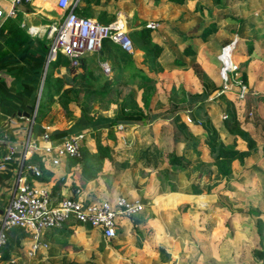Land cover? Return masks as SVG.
Instances as JSON below:
<instances>
[{"label":"rangeland","instance_id":"1","mask_svg":"<svg viewBox=\"0 0 264 264\" xmlns=\"http://www.w3.org/2000/svg\"><path fill=\"white\" fill-rule=\"evenodd\" d=\"M92 11L105 25L124 15L133 53L105 43L104 55L89 54L78 67L52 70L44 65L28 115H35L33 123L51 141L83 134L81 149L94 152L99 143L110 155L100 163L89 158L100 167L92 181L82 177L79 165L54 169L44 181L57 198L76 190L87 199L123 195L145 208L126 220L111 242L79 226L48 232L43 236L47 247L32 261L26 255L31 236L16 232L2 259L30 264H264V0H184L183 5L99 0ZM149 23L158 26L145 34ZM38 28L46 36L47 29ZM206 30L212 34L203 41ZM151 44L163 48L152 68L145 56ZM187 48L195 54L184 56ZM105 61L111 69L106 75L99 68ZM47 75L61 77L63 89L73 88L42 115L38 111ZM117 115L141 121H119ZM61 133L66 136L58 138ZM208 142L233 146L244 155L231 162L230 175L218 173L215 149ZM173 156L182 159L183 170L171 166Z\"/></svg>","mask_w":264,"mask_h":264},{"label":"built area","instance_id":"2","mask_svg":"<svg viewBox=\"0 0 264 264\" xmlns=\"http://www.w3.org/2000/svg\"><path fill=\"white\" fill-rule=\"evenodd\" d=\"M31 1L0 0V25L4 19L16 17L18 9L26 7ZM83 1L55 0L56 8L62 16L49 27L48 62L61 53L67 57L71 67H76L83 55L99 53L104 42L116 44L127 55H131L133 44L127 33H122V26L118 21L105 25L80 15L78 9ZM157 26L149 23L147 28L155 30ZM99 68L105 75L111 72L107 62H101ZM241 89L246 88L243 86ZM244 94L243 91L240 97L243 98ZM34 117L35 115L32 120ZM40 138L45 143L41 148V163L49 162L57 167L62 161L75 160L81 156L83 134L51 141L48 133H43ZM32 146L34 147L27 140L26 148ZM10 151L4 161L10 160L13 153L12 149ZM26 156L27 154L23 156L18 167L9 198L0 214V256L14 230L31 236L32 243L28 251L30 258L47 247L42 240L46 233L66 230L72 226L91 230L102 240L111 242L117 238L125 221L140 215L145 208L139 201L130 200L123 195L112 199H87L78 196V190L59 200L52 195L50 189L35 184L34 179L42 178L43 173L38 167L27 164ZM4 167V164H0V171ZM14 263L11 261V264Z\"/></svg>","mask_w":264,"mask_h":264},{"label":"crops","instance_id":"3","mask_svg":"<svg viewBox=\"0 0 264 264\" xmlns=\"http://www.w3.org/2000/svg\"><path fill=\"white\" fill-rule=\"evenodd\" d=\"M89 1H83L78 13L96 20L92 11L94 2L93 0ZM121 15L125 24V17L123 14ZM61 16V12L56 8L55 0H32L26 7L18 9L16 17L8 18L10 21L8 27L11 28L12 25H17L16 29H21L20 31L22 32H20L19 37L28 36V40L19 50L10 52L0 60V164L5 166L0 171V214L9 198L15 174L24 155L27 154V164L38 167L43 173L42 178L34 179L35 184L45 186L50 190H52V185L48 186L44 181L46 175L49 176L54 169L60 168L66 171V169L74 168L69 167L68 161H62L61 165L57 167L52 166L49 162L41 163V148L45 143L40 137L47 132L33 123L31 115L23 116L24 113L28 114L35 93L34 88L44 65L47 67L51 62L47 60L48 44L50 43L47 37L49 27L54 21L59 20ZM99 18L102 17L100 16ZM5 20L7 18L1 22V25ZM41 21L46 24L42 26ZM38 27L47 29L46 36L42 32L40 33ZM4 42L5 37L0 36V51L5 48ZM105 43L109 44L108 48L111 45H116L110 42ZM99 53L101 56L104 55L102 50ZM27 140L34 145L35 149L33 146L26 148ZM10 149L13 151L10 160L4 161V158L10 155ZM33 153H35V156L32 158ZM2 255L3 251H1L0 264H11V261L14 260H3ZM26 255L28 256V253ZM28 260L32 261L29 256ZM14 262V264H22V262ZM27 262L23 263L27 264Z\"/></svg>","mask_w":264,"mask_h":264},{"label":"trees","instance_id":"4","mask_svg":"<svg viewBox=\"0 0 264 264\" xmlns=\"http://www.w3.org/2000/svg\"><path fill=\"white\" fill-rule=\"evenodd\" d=\"M87 2H90L89 0H85ZM170 3L176 4V5H183L184 0H167ZM94 4H98L99 0H93ZM216 4L220 3V0H215ZM18 20V19H17ZM9 23L10 21L5 20L3 24L0 27V36L5 37V42H4V50L0 51V60L7 56L10 52H16L19 50L23 44L28 40V36L24 37H19L20 30L21 29H16L18 27L17 25H12L11 28H9ZM145 34H149L151 31L149 28H144L143 29ZM22 33V32H21ZM212 34V31L206 30L200 38L205 41L207 37H209ZM145 35H142L141 38H143ZM105 42L103 43L104 46ZM102 50V49H101ZM163 51V48L159 46L158 44H151L149 51L145 55L146 58H148V61L146 64L149 67H154L156 61L159 59ZM195 53L191 48H187L183 51L184 56H193ZM89 54L83 55L80 59L86 57ZM62 59H65L63 61ZM80 61V60H79ZM184 64V63H181ZM69 66V60L67 59L66 56L62 55L61 53H58L57 56L55 57L54 60H52L49 63V66L52 70H56L61 66ZM79 64L76 66L78 67ZM83 70L85 69L84 65H81ZM81 80L84 79L83 74L80 76ZM45 83V89L42 93L41 96V105H40V110L38 111L39 114L44 115L46 107L50 105V103L56 99L59 101L61 99L62 101V96L66 95L69 92H72L73 87H69L67 89H63V86L65 85L64 80L61 77H54L53 75H47L44 79ZM62 104V103H61ZM64 108L67 107L66 104H62ZM119 121H131V122H138L141 121L140 117H134V116H122V115H117ZM66 133H61L58 135V138L65 137ZM263 142H264V134H263ZM209 147H214L215 150H213V154L215 159L217 160L216 166L218 169V173L224 177L228 176L231 174V162L236 159H242L243 156L239 154L237 150H235V147L230 146L226 147L224 145L220 146H214L211 142H208ZM213 145V146H212ZM109 152L106 147H101V144L96 145V150L94 152H91L86 149H81V156L78 159L75 160H70L69 167H76L79 165L80 167V173L82 177L86 181H92L96 178L97 174L100 172V167L94 166L90 164L89 158L91 157L94 159L95 162L100 163L109 158ZM35 156V153L32 154V158ZM170 164L173 168L176 170H183L185 168V164L182 162V159L180 157L173 156L170 159ZM193 194H196L193 192ZM16 230L12 231L11 234H16ZM11 239V238H10ZM4 251V250H3ZM264 256V255H262Z\"/></svg>","mask_w":264,"mask_h":264},{"label":"bare ground","instance_id":"5","mask_svg":"<svg viewBox=\"0 0 264 264\" xmlns=\"http://www.w3.org/2000/svg\"><path fill=\"white\" fill-rule=\"evenodd\" d=\"M118 23L122 26V33H124V23H123V16L121 14L118 15V19H117ZM40 32H42L41 30H39ZM127 32V30H126ZM222 55V54H221ZM227 59V60H226ZM223 63L226 65V67H229L230 62H231V58L230 55H226V57H224Z\"/></svg>","mask_w":264,"mask_h":264},{"label":"water","instance_id":"6","mask_svg":"<svg viewBox=\"0 0 264 264\" xmlns=\"http://www.w3.org/2000/svg\"><path fill=\"white\" fill-rule=\"evenodd\" d=\"M23 116H26V117H27V116H29V115H28L27 113H24V115H23Z\"/></svg>","mask_w":264,"mask_h":264}]
</instances>
